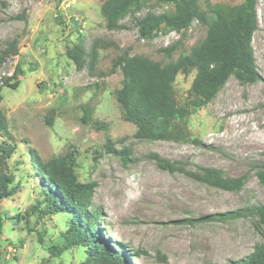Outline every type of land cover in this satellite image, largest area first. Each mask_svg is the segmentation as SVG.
Instances as JSON below:
<instances>
[{
  "label": "rangeland",
  "instance_id": "obj_1",
  "mask_svg": "<svg viewBox=\"0 0 264 264\" xmlns=\"http://www.w3.org/2000/svg\"><path fill=\"white\" fill-rule=\"evenodd\" d=\"M103 1L0 0V50L13 39L19 47V54L0 62V111L9 121L14 151L5 169L14 175L16 187L1 204L5 224L0 264H88V247L64 248L71 216L60 212L41 219L34 210L45 191L40 161L61 156L72 163L78 181L96 182L91 208L101 210V240L127 255L126 264H231L246 257L262 240L254 219L207 218L264 204V185L256 176L257 165H264V0L256 1L258 28L252 39L260 79L243 83L231 75L207 105L188 117L191 139L200 138L201 144L137 138L136 125L122 117L114 96L122 86V71L111 69L125 52L154 61L177 60L204 42L208 24L194 20L186 30L162 27L154 38H144L138 17L173 11V3L149 0L140 12L124 18V28L109 30L101 13ZM243 1L199 3L207 9ZM78 43L86 51L83 69L66 54ZM94 43L100 52L91 72ZM171 45L176 48L168 56L165 48ZM18 65L23 70L17 76L19 86L4 85ZM196 72L177 74L174 88L180 102ZM91 97L94 119L106 122L108 130L81 122L79 105ZM50 115L52 126L47 123ZM108 139L118 153L107 151ZM4 141L0 136V159ZM154 153L182 161L191 171L207 166L229 177L247 174V182L238 192L210 186L187 173L160 168ZM53 246L59 255L50 252Z\"/></svg>",
  "mask_w": 264,
  "mask_h": 264
},
{
  "label": "trees",
  "instance_id": "obj_2",
  "mask_svg": "<svg viewBox=\"0 0 264 264\" xmlns=\"http://www.w3.org/2000/svg\"><path fill=\"white\" fill-rule=\"evenodd\" d=\"M149 0H104L101 13L109 30L125 27L122 23L130 13L140 12ZM159 3H173V11L160 13L147 12L138 17L140 36L154 38L162 27L176 31L188 29L194 20L208 24V32L204 42L194 47L190 52L183 51L177 60L168 62L154 61L141 55H130L125 52L118 56L111 71L120 68L123 74L122 86L114 90V96L120 107L122 117L136 125L135 136L143 140L194 141L200 143V138L191 139L187 127V119L197 109L208 104L227 82L235 75L243 83H252L260 79L252 46V39L258 28L257 0H244L236 5L215 4L203 9L199 0H155ZM24 16V15H23ZM175 45L165 48L171 56ZM99 46L94 43L91 49L89 70L92 72L98 64ZM19 54L18 41L11 40L6 48L0 50V62ZM67 56L74 61L78 69H83L86 63V51L81 43L68 47ZM196 68V76L184 101L177 99L174 81L182 71L189 73ZM21 66L11 78H6L3 84L18 87L17 76L22 74ZM14 80V81H11ZM98 85V83H96ZM3 100L2 85H0V102ZM94 97L79 105L82 111L81 122L91 124L96 129L108 130L109 125L94 119ZM47 123L54 124L50 115ZM0 136L5 141L1 144L3 152L0 159V238L3 235L5 218L1 211L4 199L12 197L16 192L13 187L14 175L8 172L6 161L14 153L9 140L13 139L9 121L0 111ZM108 152L118 153L110 139L107 140ZM35 158H38L34 154ZM160 168L171 172L187 173L207 185L222 188L231 192L243 189L248 175L237 177L223 175L214 167H199L197 171L186 168L182 161H172L158 153L152 154ZM39 159V158H38ZM40 160V159H39ZM256 176L264 185V165H257ZM39 171L43 172L44 197L34 204V210L40 213L41 219L56 213L66 212L71 216L68 229L64 232L65 249L74 246L88 247V264H126L127 255L119 252L108 242H103L99 234V218L101 210L92 209L96 182H80L75 174L74 166L65 156L52 162H41ZM254 219L255 227L262 235L253 251L244 258L231 264H264V204H251L225 213L214 214L207 219L229 221L238 218ZM50 252L59 255V248L53 246ZM62 252V251H60ZM2 250L0 248V257ZM128 259V258H127Z\"/></svg>",
  "mask_w": 264,
  "mask_h": 264
}]
</instances>
